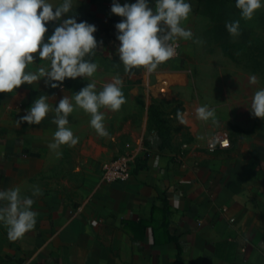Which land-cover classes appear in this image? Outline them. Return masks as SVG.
<instances>
[{"label": "crops", "instance_id": "crops-1", "mask_svg": "<svg viewBox=\"0 0 264 264\" xmlns=\"http://www.w3.org/2000/svg\"><path fill=\"white\" fill-rule=\"evenodd\" d=\"M193 1L186 0L192 12L183 26H189L194 37L199 15ZM149 3L154 6L155 0ZM112 4L113 0H73L69 13L77 22L97 28L92 59L99 67L92 78H66L56 88L41 78L12 93H0V191L18 187L22 196L31 197L34 186L45 183L42 195L32 197V210L38 213L33 230L13 242L0 223V264H264V144L236 143L210 150L207 141L216 128L202 127L185 108L184 123L171 125L170 145L159 148L148 126V107L158 103L167 117L174 103L168 96L178 86L180 71L159 65L153 73H125L115 28L123 18L111 12ZM238 19L240 35L235 38L258 34L260 15L254 14V26L252 19L244 26L234 15V21ZM59 23L46 24L45 42ZM33 55L35 64L26 71L39 66L38 53ZM116 77L122 80L126 103L118 112L100 109L109 135L99 136L90 126V115L74 107L66 127L79 138L78 144L49 148L60 99L68 96L74 104L73 95L88 83L94 80L100 91ZM214 86L215 82L204 83L208 89ZM41 95L49 97L53 109L44 129L18 124ZM216 101L208 94L202 103L214 108ZM127 143L135 153L130 178L102 182L101 165L128 150ZM44 152L45 176L37 178L42 166L37 161Z\"/></svg>", "mask_w": 264, "mask_h": 264}, {"label": "clouds", "instance_id": "clouds-1", "mask_svg": "<svg viewBox=\"0 0 264 264\" xmlns=\"http://www.w3.org/2000/svg\"><path fill=\"white\" fill-rule=\"evenodd\" d=\"M235 7L240 11V17L247 21L264 4L262 0H236ZM72 10L73 0H62L59 4L50 0H0V93H12L21 85H33L41 78H46L45 83L56 88L66 78L94 76L99 67L92 59L98 47L93 35L97 28L87 22H77L69 15ZM111 12L123 18L115 28L120 42L117 54L125 73H132L134 69L153 73L177 54L174 46L177 39H193L192 31L183 26L192 12L191 4L186 0H155L154 6L149 0L123 5L113 0ZM65 15L68 18L61 21ZM52 21L60 23L45 42L46 24ZM225 26L231 36L240 35L239 19L226 22ZM194 42L199 43L198 40ZM36 53L41 63L36 71H26L35 64L33 54ZM250 82L256 84L258 81L252 76ZM73 99L74 104L72 99L64 96L55 106L52 122L57 128L53 134L54 142L49 145L53 150L61 145L74 147L79 142V138L66 127L74 107L89 114L90 126L99 136L107 137L105 116L100 109L118 112L126 103L119 77L104 84L100 91L96 90L93 80L75 93ZM48 101V96H39L17 123L40 124L53 110ZM250 112L264 120V88L254 93ZM177 116L184 123L179 111ZM196 117L218 124L215 109L206 104L196 108ZM40 195L41 189L35 186L31 197L22 196L18 187L0 191V223L5 226L10 241L15 242L34 229L38 213L32 210L35 202L32 197Z\"/></svg>", "mask_w": 264, "mask_h": 264}, {"label": "rangeland", "instance_id": "rangeland-1", "mask_svg": "<svg viewBox=\"0 0 264 264\" xmlns=\"http://www.w3.org/2000/svg\"><path fill=\"white\" fill-rule=\"evenodd\" d=\"M231 1L229 9L234 10L236 7L233 0ZM234 1L236 2V0ZM193 2H195L193 10L196 15H199V20L194 24L193 39L187 41L181 39L184 42L183 45L177 39L175 42L178 44V54L160 65L170 66L180 71L178 86L168 96H172L171 99H173L174 103L171 105L170 110L166 111L167 119L171 125L175 124L176 127H179L181 121L177 116V112L179 111L182 114L183 109L187 108L186 112L189 113L192 110L195 122L202 127L211 128L214 126L216 132L227 134L229 146L236 143L247 145L264 144V120L254 117L250 112L254 93L260 88H264V63H251L248 56L246 58L245 56L243 58L240 56L242 59L237 64V62L224 55L222 51L219 52L217 42L212 38L211 27L213 22L210 16L212 10L205 6L206 0H194ZM262 4H264V0H262ZM256 13L264 15V7L257 10ZM233 14L240 16V12L237 9H235L234 13L233 11L231 12V17L234 16ZM253 19L254 17L252 18V25L254 26ZM189 20L190 16L184 22L185 26ZM249 24L248 20L242 19V25L249 26ZM256 24L258 33H263L264 35V29H261L260 22ZM189 28L187 26V29ZM202 28L205 31H202ZM196 40L199 43L194 42ZM40 62L38 61L37 63L40 64ZM253 67H256V69L252 71L251 68ZM252 76L257 78L258 82L256 84L250 82ZM209 81L212 84L215 82V86L208 89L204 87V83ZM207 90H210V92L208 93ZM163 93L166 94L165 89ZM208 94L214 95L217 99L214 109L218 124H213L211 120L204 122L196 117V108L204 105L202 103L203 96ZM218 96L219 98L222 97V103H218ZM44 122L45 119L40 124L33 125L40 127L39 129H44ZM37 162L42 164L37 172L39 176L37 178H40V176H45V165H43L45 164V152L40 154ZM43 185L45 186V183H39L35 187H39L43 191L45 190Z\"/></svg>", "mask_w": 264, "mask_h": 264}, {"label": "trees", "instance_id": "trees-1", "mask_svg": "<svg viewBox=\"0 0 264 264\" xmlns=\"http://www.w3.org/2000/svg\"><path fill=\"white\" fill-rule=\"evenodd\" d=\"M206 7L211 11L212 38L220 47L222 53L235 62H239L243 56H248L249 60L255 64H263L264 60V35L258 33L252 38L247 33H243L241 38H235L229 34L226 29V22L234 21L229 9L231 0H206ZM234 15V14H233ZM261 29H264V15H260ZM263 27V28H262ZM240 54V55H239ZM240 56L242 58H240ZM252 71L256 67L251 68ZM148 126L153 129L159 142V148H165L170 145L171 124L169 123L164 110L158 103L152 102L148 107Z\"/></svg>", "mask_w": 264, "mask_h": 264}, {"label": "built area", "instance_id": "built-area-1", "mask_svg": "<svg viewBox=\"0 0 264 264\" xmlns=\"http://www.w3.org/2000/svg\"><path fill=\"white\" fill-rule=\"evenodd\" d=\"M174 46L178 54V44L174 42ZM228 144L229 138L227 134L217 132L208 139L207 148L210 150L217 147L224 148L228 146ZM185 146L186 144L183 143L182 147ZM125 147H127L128 150L119 153L101 165L100 179L102 182L126 181L130 178L131 168L135 161V153L132 149H129L130 145L128 143L125 144Z\"/></svg>", "mask_w": 264, "mask_h": 264}]
</instances>
